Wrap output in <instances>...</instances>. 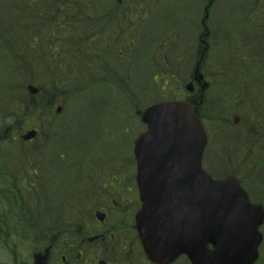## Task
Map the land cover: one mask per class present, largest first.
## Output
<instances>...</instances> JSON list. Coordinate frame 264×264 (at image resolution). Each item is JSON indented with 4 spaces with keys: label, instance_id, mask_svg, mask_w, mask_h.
<instances>
[{
    "label": "rangeland",
    "instance_id": "374dc122",
    "mask_svg": "<svg viewBox=\"0 0 264 264\" xmlns=\"http://www.w3.org/2000/svg\"><path fill=\"white\" fill-rule=\"evenodd\" d=\"M135 1H118L122 5L118 6L122 18L115 32H111L113 39L101 36V42H94L95 35L104 34L103 22L98 25L90 21V13H87L90 0H77L76 10L71 12V15L63 17V20L73 26L72 32L80 33L81 42L78 46L71 44L75 37L68 40L57 34L55 26L59 23L60 17L52 12L45 19V25L36 23L26 25L22 23V19H19L15 26L19 35L13 42L14 61L8 62L6 54L0 55V90L11 80L12 83L15 82L10 86L11 96L20 100L27 98L28 83L41 87L46 93L34 98L35 103L40 105V113L43 112L42 115H46L44 127L39 130L42 139L38 144L32 145L33 155L30 159L20 162L17 168L20 169L28 162L36 166L38 177L34 182L38 184V190L30 198H27L26 193L25 195L27 210L32 211L30 219L34 222L33 226L40 232L44 230V234L51 235L58 232L65 233L66 236L73 235V228L61 222L63 218L65 221L76 219L74 213H69L64 207L70 202L69 190L63 187L59 193L57 186H48L50 182L55 183L52 177L55 175L56 179V174L62 173L64 183L68 184L75 183L78 172H90L96 183L107 176L121 173H127L128 176L134 175L135 178L134 142L146 130L141 122V112L155 103L176 99L174 92L178 91L180 85L177 86L178 82L172 83L169 73H178L181 77L182 69H186L187 73L191 71L188 63L181 64L188 60L189 54L183 47L176 45L184 42V38L179 37L178 34L182 29L181 18L188 6L178 9L173 6L177 5L179 0H152L155 2L153 5L144 3L147 11L145 19L141 21L139 18L130 22L127 13L130 7L138 4ZM231 1L221 0L224 9L229 7ZM26 2L27 0L23 1V3ZM241 5H243L242 2L236 7L241 9ZM199 7V4L192 3V10ZM222 16L219 33L228 42L226 43L229 49L228 54L231 53L237 57L235 34L226 27L225 16ZM173 17L175 20L171 23ZM136 21L141 23L138 24ZM253 27L252 25L251 28ZM172 31L174 36L178 35L180 41L173 38ZM36 37L40 38V44H37L35 48L23 46L24 43L28 44L29 40L32 41ZM83 40L85 43H82ZM67 43L68 45L65 46ZM255 44L256 42L250 37L248 42L240 46L251 48L257 46ZM41 45H43V51L40 49ZM54 48L59 50L57 63L49 60L52 58ZM171 48L173 53L170 52V58L169 49ZM176 57L180 61L179 66ZM222 61L227 62L221 66L225 74H219L216 69L211 70L212 73L218 74V77H232V69L229 66L232 61L230 56L224 55ZM250 70L247 76L243 71L239 73L240 75L236 74L237 77H245L238 78V84L242 82L247 85L254 73L256 75L259 71L264 73V66L259 67L256 62L251 64ZM154 76H160L162 80L155 83ZM222 83L225 84V82ZM15 86L17 90H14ZM51 94L56 96L55 105L53 108H47L46 99ZM228 96V93L224 92L221 96L222 100L217 94L215 99L209 100L206 113L213 118L212 127L225 121L226 130L219 133L211 132V128L208 130L209 145L204 165L214 177H225L227 174L235 173L244 178L250 189L249 192L256 200L257 194L261 195L264 188V184H261L257 178V184L252 180L257 172H251L248 164L225 161L226 153L233 158L231 152H226V148H230L231 143L221 146L220 139L232 132L228 125L235 113L236 104L235 101L228 100ZM223 100L227 102L224 104ZM216 103L221 106H215ZM57 107L63 109L61 115L56 114ZM28 124H30L29 121ZM222 125H224L223 122ZM19 128L22 126H18L16 132L22 135V130ZM19 142H22L20 138L15 142L12 154H10L11 149L8 151L16 158L23 156ZM28 147L30 144L25 146L26 149ZM34 147L41 149L34 150ZM219 148L225 154L221 159L220 156L215 155ZM61 155L65 157V162L62 163V170H57L60 167L59 156ZM89 156L88 163L84 158ZM40 167L43 168L41 175ZM46 172L51 173L46 176ZM31 187L34 188L33 185ZM52 216L55 217V224L49 222ZM25 234L24 231L20 232V235ZM18 240L21 244L18 255L23 257L26 254L27 244L23 243L26 242L25 240L23 242L21 239ZM18 240L15 241L18 242ZM0 260L7 262L6 252L0 254ZM185 263L184 260L178 262V264ZM259 264H264V260Z\"/></svg>",
    "mask_w": 264,
    "mask_h": 264
},
{
    "label": "flooded vegetation",
    "instance_id": "af4514ba",
    "mask_svg": "<svg viewBox=\"0 0 264 264\" xmlns=\"http://www.w3.org/2000/svg\"><path fill=\"white\" fill-rule=\"evenodd\" d=\"M200 5L196 10H192V3ZM241 5V9L237 5ZM188 6L186 13L181 18L179 37L184 38L182 44L189 54L188 60L184 63L192 65L194 68L201 63L200 68L204 69L205 80L209 82L210 89L217 82L215 77L208 75L206 70L212 67H221L227 62L222 61L223 56L229 51L226 39L221 37L219 26L225 16V25L236 37L237 57L234 64L236 73L241 71L245 75L250 74L251 64L257 62L258 66H264V0H232L229 7L224 9L221 0H179L174 8L182 9ZM175 17L171 19L174 22ZM254 26L251 28V26ZM177 35V38H178ZM174 36V35H173ZM176 35L173 37L175 38ZM252 38L257 46L246 48L245 42ZM256 37V39H255ZM181 40L180 38L178 39ZM176 40V41H178ZM176 61L180 64L178 57ZM193 61V62H192ZM211 63V64H209ZM231 82L237 88V98L235 113L230 118L228 127L232 130L229 134L220 139L221 146L230 144L226 152H231L226 156L220 150L215 155L220 159L225 156V161L248 164L256 170L264 165V73L259 71L254 73L246 84L237 83L240 76H233ZM217 79V78H216ZM202 83H195L194 98H199L202 94ZM224 125L212 128L211 132H222L226 130ZM19 134L11 126H6L0 135V142L4 144L0 147V177L4 180L9 174V164L12 161L11 155L13 145ZM6 149V155L2 152ZM10 150V154L8 151ZM89 163L90 156L84 158ZM63 157L59 156L62 163ZM59 169L62 170V164ZM258 180L264 184V170L259 169ZM258 175V174H257ZM74 184L64 183L62 173L56 174V186L60 191L63 187L69 190L70 202L64 205L69 213H74L76 219L61 223L70 225L73 228V240H64L58 234L49 236L41 231L39 235L28 238L26 254L22 262L12 260V262H0V264H154L146 256L143 246L137 236L135 226V212L137 198V185L133 176L128 174L111 175L96 180L90 172H78ZM243 185V184H242ZM8 186V184H2ZM264 187V186H263ZM12 193L8 189H0ZM67 198V197H65ZM251 201L261 204L264 207V188L261 195L257 194V199L250 195ZM263 199V200H262ZM102 216L101 219L98 217ZM14 214L8 213L0 215V226L7 229L13 225L21 226L28 224L25 221H14ZM51 223V221H49ZM264 243V223L260 227ZM4 236H0V242H7L12 238V231L2 230ZM264 245V244H263ZM7 254L9 248L0 245ZM264 257V246L260 250ZM179 260H184L180 258ZM179 260L177 262H179ZM174 264H178V263Z\"/></svg>",
    "mask_w": 264,
    "mask_h": 264
},
{
    "label": "water",
    "instance_id": "95a60500",
    "mask_svg": "<svg viewBox=\"0 0 264 264\" xmlns=\"http://www.w3.org/2000/svg\"><path fill=\"white\" fill-rule=\"evenodd\" d=\"M29 91L39 92L34 86ZM197 111L186 103H162L144 115L149 131L136 144L143 202L137 217L140 236L160 264L157 255L174 260L181 254L193 264H254L258 244L247 242L244 250L243 243H232L225 232L233 226L232 216L244 214L235 208L250 204L248 197L234 178L213 180L204 170L207 136ZM35 137L31 131L23 140ZM208 244L215 247L213 252Z\"/></svg>",
    "mask_w": 264,
    "mask_h": 264
},
{
    "label": "trees",
    "instance_id": "16d2710c",
    "mask_svg": "<svg viewBox=\"0 0 264 264\" xmlns=\"http://www.w3.org/2000/svg\"><path fill=\"white\" fill-rule=\"evenodd\" d=\"M23 1L24 0H3V2H0V51H6L7 54H9V59V52H12L14 48V39L17 35H19V31L16 28L13 29L12 26L16 25L19 19H22V21L24 20V23L27 25H32L33 22L37 25H45V22L42 21H45V19H47V17H49V14L52 12H55L57 17H60L59 23H57V25L55 26V30L57 31V33H61L62 36H64V39L68 40L75 37L71 42V44L74 46H78L80 44V33L72 32L73 26H70L68 23H66V21L63 20V17L71 15V12L76 10L75 5L77 4V0H27L26 3H23ZM24 6L26 8H24ZM37 6L39 8H35ZM34 10L35 15L33 18L32 15L34 13ZM41 12H45V15L44 17L38 18L39 13ZM87 13H90V21L92 23L99 25L100 22H103L104 34L102 35L99 33L95 35V37L93 38L94 42H101V36H106L108 39H113L111 32H115V28L118 26L122 18L114 2L112 0H90V6L88 7ZM133 17L134 19L137 18L136 15H127V18L130 22L133 20ZM82 35L86 36V34ZM34 43L37 44L38 40L35 39ZM82 43H85V40H83ZM67 44H65V46H67ZM57 54H59V51L54 48L52 52V58L49 59L50 62L58 61ZM14 106L16 107V113H19L20 115L24 114V105L18 104L17 102L14 103ZM29 106L32 111V115H30L31 125L42 126L44 123V116H40V113L37 112V106L33 104V100H31ZM0 179L2 180L1 177ZM0 198L6 200L9 206L13 205L14 212L16 211V204L24 203V197L22 193L9 196L7 193L1 192ZM2 230L4 229H2V227L0 226V236H4Z\"/></svg>",
    "mask_w": 264,
    "mask_h": 264
},
{
    "label": "bare ground",
    "instance_id": "6f19581e",
    "mask_svg": "<svg viewBox=\"0 0 264 264\" xmlns=\"http://www.w3.org/2000/svg\"><path fill=\"white\" fill-rule=\"evenodd\" d=\"M225 56H228V55H225ZM230 56V55H229ZM230 58H231V64H234V62H235V59H232V56H230ZM209 64H211V63H209ZM212 69H216L218 72H224V70H222V67H212ZM15 261H17V262H22L23 261V257H20L18 254H16L15 255Z\"/></svg>",
    "mask_w": 264,
    "mask_h": 264
}]
</instances>
